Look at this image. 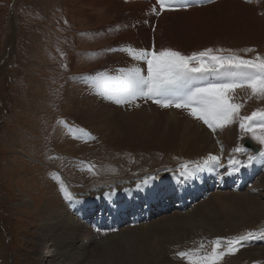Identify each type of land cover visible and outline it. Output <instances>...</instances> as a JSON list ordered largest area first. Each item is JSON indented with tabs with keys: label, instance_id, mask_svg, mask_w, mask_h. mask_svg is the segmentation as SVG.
<instances>
[{
	"label": "rangeland",
	"instance_id": "374dc122",
	"mask_svg": "<svg viewBox=\"0 0 264 264\" xmlns=\"http://www.w3.org/2000/svg\"><path fill=\"white\" fill-rule=\"evenodd\" d=\"M128 1L134 3L128 7H108L106 0H0V264H46L40 240V228L44 222L39 220V216L46 208L60 210L65 209L67 204L75 205L68 211L74 220L88 227L84 229L79 224L80 237L75 240L73 236L69 242L74 256L72 260L79 261V264H151L147 257L150 249L162 251L169 264H184L185 261L178 260L177 252L194 248L200 242H205L210 249L208 242L217 238L223 239L226 245L227 239L249 232L253 233L252 238L243 241L244 246L235 255H226L221 262L232 264L231 259L238 257L244 259L241 264H264L261 254L258 258L251 256V253L258 251L256 247L264 248V239H260V234L264 232V216L258 221L253 217L247 220L243 212H238L236 221L245 223L238 226L232 222L233 227L223 230L215 222V217L227 210L223 205L236 201L227 198L230 195L226 193L242 191L246 194L257 187L259 190L256 191L263 190L260 186L264 168L257 171L241 167L238 173L229 176L225 174L229 168L225 158L218 155L221 164L226 166L222 174L218 175L216 169V174L206 172L202 179L201 169L191 173L189 167V172L182 177L185 191H180L176 188L180 186L170 189L173 186H165V182H162L164 178L167 181L164 175L169 173V169L173 172L171 176L180 173L176 168L182 162H175L176 152H173L178 149V144L173 142L174 148L165 146L152 149L146 142H157L158 137L153 138L148 132L136 136V139L145 141L140 147L125 148V145H117L116 141L109 148L103 141H97L77 144L69 154L57 150L68 132L67 127L61 124L62 118H66L73 102L85 93L83 86L80 83L75 85L72 78L92 73L96 75L107 69L111 58L119 60L122 54L127 57L132 38L141 37L142 23L149 26L150 39L161 33V27L171 28L168 25L170 22L161 21L164 13L159 10L157 0ZM193 1L196 0H188L187 11L193 10ZM221 1L199 0L195 5V9L202 11L198 14V22H188L187 26L180 27L181 30L184 28L182 33H186L182 35L181 43L175 40L173 32L168 31L170 43L178 46L184 55L212 49L214 54L224 56L235 55L244 59H253L257 55L264 57V0H231L228 6L207 8ZM140 5H146L149 9L138 22L134 13L141 8ZM154 7L157 11H150ZM155 44H152L151 50ZM235 71L194 75L187 86L203 87L226 82L231 78L230 73ZM101 74L106 76L105 73ZM68 80L71 87L68 88L69 98H66L62 91ZM256 100L254 110L264 108V100ZM244 113L250 115L252 112L247 109ZM185 114L186 119L190 118L187 110ZM201 123V127H204L201 129L208 138L216 141L217 149L223 152L218 136L223 134L224 129H217L213 133ZM72 125L77 128L76 124ZM236 126L239 127L238 122ZM225 128L230 129L229 126ZM187 129L190 130L189 127ZM197 129L198 124H195L191 131L197 132ZM118 137L122 140L121 134ZM170 137L173 138L172 135ZM186 138H189L187 134ZM247 139L252 140L251 144L258 148L257 151L252 147L246 148L248 153L252 151V155L257 156L264 150V145L253 140L251 134L244 135L239 130L238 146L245 148ZM239 154L233 153L231 156ZM89 166H92L91 171L88 170ZM141 177L154 179L151 188L146 190L153 189L152 195H156L158 190L165 193L172 191L174 202L187 200L188 205L172 204L166 210L158 197L154 209L145 212L147 217L150 216L146 222L132 223V219L122 226L102 228L98 220L80 221L82 209L78 202L92 201L94 211L91 205L88 212L90 217L95 218L101 211L96 208L98 203L106 198L103 197L105 193H111L106 190L133 186ZM194 180H197L199 187L195 188ZM61 181L73 199H65L60 191ZM229 182L231 186H227ZM236 182H243L245 187H238ZM141 183V186L145 185L144 181ZM142 192V189H137L131 200L133 202L123 198L110 204V208L115 206L121 209L129 202V207L122 211L128 216H135L139 207L148 204H145L148 195L144 196ZM195 194H199L198 201H190ZM224 198L231 201L227 202ZM158 207L162 210L161 214L156 213ZM108 218L112 216L108 214ZM211 220L215 223L213 228L209 226ZM102 224L106 225L107 221ZM86 234L90 237L88 241ZM139 253L144 257L141 258Z\"/></svg>",
	"mask_w": 264,
	"mask_h": 264
},
{
	"label": "bare ground",
	"instance_id": "6f19581e",
	"mask_svg": "<svg viewBox=\"0 0 264 264\" xmlns=\"http://www.w3.org/2000/svg\"><path fill=\"white\" fill-rule=\"evenodd\" d=\"M230 1L231 0H222L221 3L220 2L219 4L217 3L218 5H216L215 3L213 5H210L207 8L209 9V8H214V7H220L222 5L228 6ZM198 2L199 0L193 1V4H192L193 10L189 9V11H187V7H180L179 2L175 5V10H164L163 11L164 17L161 18V21L170 22L168 23V25H171V28L166 29L165 27H161L160 28L161 33H159L158 36L153 37L152 39L149 38V31H148L149 26H147L145 23H142L141 26L143 25V30L141 32V37L139 39H135V37H133L132 40L130 39L131 41L129 43V49L151 50L152 44L156 43L155 45H153L152 49L161 50V49L167 48V49H172V50L181 52V49H178V46H176L177 47L176 48L174 45L170 43V41L168 40L169 35H167V33L173 32L172 35L174 36L175 40L181 43V41L183 40L182 35H186V33H182L184 28L183 30H181L180 27L183 25L184 27L187 26L186 24L188 22L190 24L191 23L196 24L198 22L197 20L199 16L198 14L202 12L201 9H195L197 8V6L195 5ZM132 3L134 2L128 1V0H106V5L108 7H110V5L111 7H128ZM136 6L137 5H134V7ZM140 6L141 8H137L136 12L134 13L135 14L134 16L138 22L142 19V17H144V14L146 13V9L147 8L149 9V7L146 8V5H140ZM175 23H178V24H175ZM175 30H177L178 32L174 33ZM111 59L112 60L111 62L109 61L110 64H108L107 69H104L103 72H101V73H105L106 76H102V74L98 72L96 73V75L99 74L98 76L93 75L92 73V74H89L88 76H84V77L74 76L72 78L73 81L75 82L74 83L75 85H78L80 83V85L83 86V88L85 89V93L82 96H79L73 102L72 109L67 115L68 117L66 116V118L65 117L62 118L63 121L61 124L67 127L68 132H67L64 143L62 145H59L58 147L56 146L57 150L60 153L69 154V151L72 150L77 144H81V143L89 144V143H93L97 141H103V144H106L109 148L113 147L116 141H117V145H120V146L125 145V148L140 147L144 145L145 141L136 139V136L140 133L148 132L151 134L153 138L158 137L157 142L155 140L146 142L148 145H151L152 149H159L165 146H169V148H174L175 145L173 142H176L178 144V149L173 152H176L175 162H182L180 166L179 167L177 166L176 168L178 171H180V173L171 176L172 175L171 173L173 172H170L171 169H169V173L164 175V176H167L166 178L167 181H164L165 178L163 177L164 180L162 179V182H165V186H170V185L173 186L170 189H174L176 186H180L181 188L176 187L180 191H185V188L183 186H186L185 182H183L182 180L184 172H183V169L181 168V165L183 164H188V166L190 165L189 167L191 169V173H196L195 171L198 169L195 167V165L197 163L202 164L203 162L202 158L205 159L210 154L223 156L226 160V164H228V160L230 156L233 154V149L238 146V138H239L240 129L239 127L236 126V123L229 125L230 129L228 130L224 128L223 134L218 136L222 143V147H223V152H221L216 147L217 145L216 141L214 139H210V137L208 138L206 132L202 130L204 129V127L203 128L201 127L202 126L201 120L198 121V119L191 117V115L189 116L190 118L188 119L185 118L186 117L185 109L176 108V107L163 108V107H160L158 104L154 103L152 100H147L139 96L136 97V99L130 103H127V102L118 103L117 102L118 100L126 101L129 98L130 87L125 80L126 74L133 68L139 67L142 70V72L146 75L147 65H146V62L144 61H138V60L133 59L132 55L130 54L127 57H125V55L122 54L119 60H117L116 58H111ZM66 83L67 85H65L66 87L64 86L65 88L62 91V93L64 97L69 98L70 90H68V88L71 86L69 85V80ZM235 96H236V102L243 103L244 105L243 108L241 109L242 115H243V112H247V109H249V111L252 112L256 108L257 100L256 99L252 100V98L249 99V96H250L249 89H246V88L237 89ZM244 115L246 114L244 113ZM146 122L148 123L146 124ZM72 124H76L77 128H75V126H73ZM185 124H188V125H185ZM195 124H198L197 132L191 131L192 127H194ZM187 127H189L190 130H188ZM120 134H121V138L123 141L119 139L118 137ZM186 134L189 136L188 139L186 138ZM171 135L173 136V138L170 137ZM251 147L255 149V147L252 144H251ZM245 148H249V147L245 146ZM255 150L257 151V149ZM251 152L241 153L236 157L242 161H246L247 156L249 154L251 155L253 154ZM253 156L256 157V159H254L252 164L247 167L251 169L254 168L257 171H261L264 168V157H261L260 155H257V156L253 155ZM171 166L173 167L174 165H171ZM225 167L223 165V167H217V168L216 166L215 167L212 166L211 169L200 168L202 170L201 173L203 174L202 179H204L206 172L211 171V173L216 174V169H217L218 175H220V173L222 174ZM145 179L146 180L148 179V181H146ZM218 179H221V178L218 177ZM153 180L154 179H151V177L142 178V179L137 180L134 183L137 186L129 185V186L118 187L113 190L110 189L111 191L106 190L108 193L109 192L111 193L107 194L104 192L105 195L103 197L106 196V198L102 200V203L97 202L98 206L96 208H99L101 211L100 213H98L99 215H97L95 218L90 217L89 212H88V208L93 204L92 201L85 200L84 203L78 202V205L80 204V207L82 209V213H81L82 215H80V221L81 222L83 221L91 222L92 220H98L101 222V223L99 222V224L100 226L101 225L103 226L102 228H105V226L110 227V225L111 226H114V225L122 226L125 223H128V220H132V219H133L131 221L132 223L133 222L136 223L140 221L146 222L148 218L150 219V216L147 217L145 212L150 211V209L151 211L154 209L153 207L156 205V201L158 200V197L160 199V203L164 205L166 210L169 209V207H171L172 204L174 205L178 204V205L184 206V203H185L186 205H188L189 201L187 200H184L182 202L178 201L177 203L174 202L175 197L171 195L172 191L171 192L168 191L165 193L162 190H158L156 195H154L155 193H153L152 195L153 189H150L147 192L146 190L147 188H151L150 186L153 184ZM141 181L145 182L144 186H141L142 185ZM158 183H159V180H158ZM236 183L238 187L240 188L245 187L243 182H236ZM261 183H262V186L260 187L263 188L264 190V175L261 179ZM230 184L231 182L227 183V186H231ZM240 184L242 185V187ZM197 185H198V182L196 180L195 188L199 187ZM133 188L135 190H133ZM137 189H142L143 190L142 193H144V196L145 194L148 195L149 199L145 202V204L147 203L148 204L145 206H141L139 208L137 207L138 209H137L135 216L134 215L128 216L126 215L125 212L122 211V209H127L129 207V204H130L129 202L133 199L132 197L135 196ZM256 190H259V188L257 187L253 189L252 191H249V192L247 191L246 194L242 191L241 193H236V194L226 193L227 196L230 195V197H227V198H231V200H236V201L232 202L231 204H228V203L224 204L223 206H226L227 210H224L223 213H220L219 215L215 217V222L216 224L219 225L220 230L233 227L234 224L232 222H235V225H238V226L242 223H245V222L236 221L235 215L238 212L239 213L243 212L246 215L247 220L249 219V217H253L255 220L258 221L260 220V218L264 216V191L262 189H260L259 192ZM254 191H256V193H253ZM193 192H194V188H193L192 193ZM198 197H199V194H195L193 199H190V201H196V200L198 201ZM123 198L128 199L129 201L124 206L122 205L123 208L119 209V208H116L115 206L113 208H110V204L116 203ZM227 198H224V199L226 201L230 200ZM105 203L107 204V206ZM74 206H75L74 204H70V205L67 204L65 206L66 207L65 209L61 208L60 210L59 209L56 210L52 207H49V208L44 209L41 212L42 214L39 216L40 217L39 220L41 222H44V224H42L40 228L41 230L40 240L42 241L41 248L44 250V253L42 251V254H43L42 256L45 259V262L43 261L44 263L46 264H79V261L72 260V257L74 256L71 252V248L69 247V242L71 241L73 236L75 237V240L80 237L78 233L80 232L78 230L79 228L78 225L80 223L76 219L74 220L73 215L70 214V212H68L69 208H72ZM93 207L94 205L91 206V210L94 211ZM206 211H209V210H206ZM161 212H162L161 208L158 207V209L156 210V213L161 214ZM108 214L109 216H112L111 219L108 218ZM204 214L206 215V213ZM205 218L206 217L204 216V219ZM104 221H107L106 225L102 224ZM213 221L214 220H211L209 222V226H211L212 228L214 227V224H215L213 223ZM145 224L146 223H144V225ZM81 225L82 224H80V226ZM83 226L84 225H82L81 228ZM83 228L85 229L88 227L86 225ZM85 236H86L87 241L90 240V237L88 234H86ZM259 241L260 240H258V242ZM199 244L200 243L195 244L194 248L199 247ZM126 246H128V244ZM260 247L261 246L256 247L258 248V249H255L258 251H254L256 253H251L252 257L258 258L260 254L264 256V251H263L264 248H260ZM139 255L141 258L144 257V255L141 253H139ZM147 257L149 258L148 261L151 262V264H169L168 261L164 258L163 252L158 251L157 249H154V250L150 249L148 251ZM177 258L179 261H184L183 259L179 257ZM231 260H233L232 264H241V262L244 259L237 257L235 259L232 258ZM228 263H231V262H228ZM220 264H224V263L220 262Z\"/></svg>",
	"mask_w": 264,
	"mask_h": 264
},
{
	"label": "snow or ice",
	"instance_id": "6c2138e0",
	"mask_svg": "<svg viewBox=\"0 0 264 264\" xmlns=\"http://www.w3.org/2000/svg\"><path fill=\"white\" fill-rule=\"evenodd\" d=\"M159 10H175L179 2L180 7H187L188 0H157ZM252 2V0H249ZM151 11L156 12V8ZM159 14V13H157ZM248 51H252L249 49ZM132 58L146 62V75L139 67L130 70L125 80L130 87L129 98L126 101L118 100V103H130L136 97L152 100L163 108H182L189 115L201 120L213 133L217 129L223 130L226 126L238 122L242 134H251V138L260 145H264V108H258L250 115H242L243 103L236 102L237 89H249L251 98L264 100V57L257 55L253 59H244L235 55L214 54L212 49L194 52L184 55L172 49L161 50H136L129 49ZM236 70L230 73L231 78L222 83H211L203 87H188V83L194 75H205L208 73L219 74L222 71ZM82 131V130H81ZM247 149L237 146L233 153H247ZM264 157V150L259 152ZM256 159L249 154L246 161L231 156L228 160L229 169L226 175L238 173L241 167L250 166ZM212 166L223 167L221 157L208 155L202 164L197 163L195 167L209 168ZM183 172H189L188 164L181 165ZM89 171L92 166H89ZM223 177H221L222 179ZM60 191L65 199H73L71 192L61 181ZM253 233L241 235L226 240V245L221 238L209 241L210 250L204 242L199 247L179 251L176 256L183 259L185 264H220L226 255H235L243 241L251 239ZM264 239V232L260 234ZM222 249V250H221Z\"/></svg>",
	"mask_w": 264,
	"mask_h": 264
}]
</instances>
